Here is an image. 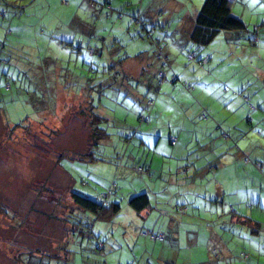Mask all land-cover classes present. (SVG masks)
I'll return each mask as SVG.
<instances>
[{"label": "rangeland", "instance_id": "obj_1", "mask_svg": "<svg viewBox=\"0 0 264 264\" xmlns=\"http://www.w3.org/2000/svg\"><path fill=\"white\" fill-rule=\"evenodd\" d=\"M152 1L155 9L148 18L137 14L140 0H107L108 4H103L105 0H70L68 4L62 0H8L7 6L2 4L0 45L4 47L0 48V59L9 63L0 64V98L18 125L3 126L0 119V264H264V226L260 232L255 223L234 224L229 212L233 206L237 214L264 224V112L253 113V127L245 126L246 120L239 122L244 126L237 130L243 141L226 140L230 149L225 141V154L218 155L216 147L210 148V141L201 152L190 148L189 158L172 159L177 162L176 174L181 167L201 168L194 182L197 187L191 186V181L182 187L175 179L163 178L161 166L173 148L167 138L174 129V118L170 127V111L151 116L148 124L140 123L138 116L143 112L148 115L143 98L151 96L146 87L156 83L157 71L171 74L174 69H186V74L190 73L194 62L186 58L185 30L204 0ZM232 2V13L245 23V31L240 33L251 50L231 60L227 55L217 68L213 61L214 74L220 76L227 65L232 68H226L229 71L222 76L232 74L237 67L231 65L239 61L264 71V0ZM14 4L21 9L16 7L19 16L16 13L11 18L14 12L5 9L14 8ZM134 7L137 9L132 10ZM8 23L17 26L7 30ZM254 26L262 30L255 44L249 42ZM144 27L172 30L166 48L169 61L163 50L162 60L167 65L165 70L156 66L153 75L149 72L156 65V53L152 40L144 37ZM200 68L192 74L211 71L210 64ZM167 82L157 87L161 91L153 98L154 111H160L162 98L169 97L165 96L167 86L170 93L180 90L175 87L179 81ZM259 83L255 81L254 89H249L260 88V97H254L264 108V87ZM223 84L228 95L222 96V103L216 96L203 100L212 111L200 107L208 113L202 118L204 122L217 121L218 106L228 121L236 118L233 110L240 109L242 103L232 95L247 97V105L257 107L245 89ZM136 90L141 94L138 100ZM164 101L178 118L181 114L174 108L176 100ZM92 113L105 135L95 149L91 146L95 138ZM184 123L186 130H191L190 123L206 126L197 119ZM142 138L144 146L139 145ZM88 152H95L96 158L91 160ZM199 156L201 160L195 162ZM153 158L155 179L133 170L134 164L148 167ZM189 176L181 174L180 179L185 181ZM112 183L116 187L107 202L121 207L112 221H96L82 210L73 213L71 191L100 201ZM235 183H240V190L248 187L247 191H233ZM144 187H156L159 192L156 198L160 205L151 197L153 207L173 204L187 208L177 217L170 208V218L159 219L156 227L165 235L164 242L152 241L149 235L145 241L141 230L149 233L154 226L150 221L139 223L137 214L128 207V200L144 192ZM167 196L174 202L163 204ZM187 239L194 242L187 245ZM65 246L67 252L62 249Z\"/></svg>", "mask_w": 264, "mask_h": 264}, {"label": "crops", "instance_id": "obj_2", "mask_svg": "<svg viewBox=\"0 0 264 264\" xmlns=\"http://www.w3.org/2000/svg\"><path fill=\"white\" fill-rule=\"evenodd\" d=\"M105 2H107V0H105ZM232 8H233V6H232ZM191 28H192V22H190L189 26L185 30V39L188 38ZM237 37L239 38V34H236L235 32H222L216 37V39L214 41H212L207 46V48L205 50L207 51V53L210 56V65H211L210 70L211 71L203 70V72H204L203 74H197V73L192 74V72H195L196 69L200 68V66L198 64H195V63L192 65L191 71L188 75L186 74V69H183V70L174 69L172 72H174L178 76L180 81L187 82V83H190L192 85L191 91H186L181 86L176 84L175 87H178V89H180L179 92L176 93L175 91H172V93H170L167 91V89H168V86H167V89L165 91L166 92L165 96H169V97L162 98V101H163V103H161L162 109L160 111L159 110L154 111V109L157 108L155 103H154V105H155L154 108L153 109L150 108L151 115H153L155 117H157L158 115H160V116L166 115V114H168V111H170V115L168 114V117H167L169 119L170 127H171L172 119L174 118V120H173L175 123L174 129L173 130L170 129L169 135L175 136L177 139V142L175 145H173L172 151L169 153L170 157H168L169 158L168 161L166 163H163V165L161 167H162L163 178L172 179V180L175 179L179 186L184 187L186 185L191 184V186L197 187V186H194V182L196 179H198V175L201 173V170H200L201 168L197 169L194 166L181 167L177 170V174H176L175 171L177 169V162H175L172 159H174L175 157H177L179 159L184 158V157L187 158V156L189 158L190 153H187V151L190 148H193L194 152H201V151H203L205 146H209L210 141L212 142L210 144V148L216 147L218 149V155L225 154L227 151H226V148H223V147H224L226 140L230 139V140H239L240 142L243 141L242 136L237 131L238 128L244 127L243 124H240V123L241 122L244 123V120H246L247 124H245V126L249 125V127L250 126L253 127L252 126L253 121H254L253 113H257L258 115H262V112H259L257 109L252 108V110H249V108H247V106L244 104L243 100L240 97H238L236 95H232L233 98H238L240 100V102L242 103V105H241L242 107L240 109L237 110V108H236L233 110V112L237 116L236 118L230 119L228 121V119H226L222 116V114L219 110V108H220L219 106L216 110V114L214 115V117L216 118L217 121L213 122L210 120H206V122H204L202 120V117H201L203 112H201L200 107H205L211 111V109L203 102V100H205L206 98H209L210 96H216V97H218L217 100H219L220 103H222L223 99H224L222 96L228 95V90H226V88H228V87H226L225 84H223L225 82L227 84H229L230 86H233L234 88L245 89V92L247 94L249 93L251 98H253L256 101L258 106L262 107V103H260L256 98L257 96L260 97V95L257 94V90L260 88L258 87L255 90H252L249 88L250 87L253 88V85H254V83H252L253 81L254 82L255 81L260 82L259 84H261L264 87V71L263 70H254L253 69L251 71V67L243 64L242 61H239V63H237L235 65H231L233 67H237V69L233 68V70H235V71L232 74H229L227 76H222L223 72L229 71L226 68H228V69L232 68V67H230V65H227V67L225 66L226 68L223 71L220 70V74H219L220 76L214 74L213 68L215 67V64L212 65L213 61L216 62V68H217L219 63L222 62L221 60L224 57H226L227 55L230 56L229 60H231V58H234L236 56V54L243 56L249 51L250 48L247 45H245L244 43H242L241 41H238ZM243 37H245V36L243 35ZM165 47H167V45ZM240 51H241V53H239ZM165 53L167 54L166 49H165ZM232 64H233V62H232ZM153 69L150 70L149 74L150 73H151V75L154 74ZM168 74H170V71L168 72ZM237 76L239 78L235 80V78ZM170 83L171 82H168L167 85H170ZM233 83H239L241 85L239 87H237V86L233 85ZM224 86H225V88H224ZM146 88H148L147 91H149V93L151 94L150 99H152L154 97H158L159 93L156 92V84L155 83H154V85L148 83ZM199 88H202V89L200 90ZM140 95L141 94L139 92L137 94V90H136V97L135 98L137 100L139 99ZM255 95H256V97H254ZM146 98L147 97H144L143 100H145ZM165 99L176 100V104H175L174 108H178L180 110V114H181L178 118H175V116H173L171 114L172 113L171 112L172 106L168 102H165L164 101ZM226 104L227 103L224 102L222 104V106L224 107V106H226ZM148 107H146L147 110L149 109ZM166 107H168V109H166ZM237 111H239V112H237ZM142 114H145V113L143 112ZM142 114H140V115H142ZM53 116L54 115L51 114L50 117L54 118ZM0 119H2L3 126L4 125H7V126L8 125H12V126L17 125V124H15L14 121H12L10 119L8 112L5 110H0ZM194 119L200 120V122L205 123L206 126H201V125L195 126V125H192V123H190L191 130L184 129L185 124H186V123H184V121L189 122V120L194 121ZM26 120H28V119H26ZM237 120H238V122H236ZM258 120L259 119H257V121ZM28 121H34V120L32 118H30ZM35 122H38V120H35ZM222 132L227 133V135H228L227 139H223L221 137ZM203 142H206V144H203ZM226 142L228 143V145H226V147H228V150H229L230 149L229 148L230 141H226ZM234 145H235V143H234ZM141 146H144L143 140H142ZM232 154L236 155V152L234 151V152H232ZM234 159L235 158H233V160ZM200 160H201L200 156L196 157V159H194L195 162H199ZM145 163H146V161H145ZM153 163H154V158L150 161V165L148 166L149 172L151 173L148 176H150V178L154 177V179H155L158 175H156L151 168V166L153 167ZM216 163H217L216 166H219L218 160H216ZM181 164H183V163H181ZM133 170H134V168H133ZM181 174L182 175L190 174V176L188 178H185L186 180L184 181V180L180 179ZM188 181H191V182L189 184H187ZM162 185H163V190H164V182H162ZM157 187L162 188L161 185H159V184L157 185ZM144 188H146L145 190H147L149 195H150V201L152 200L151 197L156 198V196L159 193V192L156 193V191H155L156 187H154V188L144 187ZM240 188H242L240 183H235L232 186L233 191L236 190L238 192V194H242L243 192L247 191L248 187H246V189H244V190L243 189L240 190ZM158 191H161V190L158 189ZM226 195H227V193L225 192L224 196H226ZM222 198H223V195H222ZM260 199H261V196L258 199L259 202H260ZM156 200H157V204L160 205L159 199L156 198ZM168 201L174 202V198L172 196L165 197L163 204H165ZM233 203H235V200ZM128 207H129V205H128ZM170 208H171L172 213H173V211H174L173 210V204H172V206L168 205V207H159V208L153 207L152 204H150V206L148 208L144 209L140 213H136L133 209H132V211H134L137 214V217L139 218V223L141 221L143 223H147L150 221L153 224V226H154L153 229L155 231H157V230L161 231V228L157 229L156 226L158 225L159 219H161L162 217L163 218H170V215H171ZM233 208L235 210V207H233ZM229 212L232 215V223H234V224L244 223L245 224V222H248L246 219L241 218V217H245V216L243 214H240L239 211H238L239 214H237V212L235 214H232L231 207H230ZM153 214H155L156 217ZM157 215H160V217H158ZM251 215H252V213H251ZM175 217H177V214L175 215ZM252 223H255L254 225H256L260 228V230H259L260 232L262 231V227L264 226V224L262 222H260L259 220L258 221L254 220V222H250V224H252ZM244 226L247 227V225H244ZM145 230L146 229H143V230H141V232L143 235H145V237H146L145 239H147L145 241H149L148 237L146 236L148 234V231L147 230L145 231ZM255 234H257V232ZM209 235L211 236V232ZM152 241L161 242V241L153 240V239H152ZM197 241L198 240L196 238V244H197ZM186 242H187L186 244L189 245V244L193 243L194 240H192V242H190L187 239ZM57 248H58V246H57ZM65 248H66V246H65ZM62 249L64 250V247ZM190 251H193V247H191ZM36 253L38 254L39 250H36ZM190 255H193V252H190Z\"/></svg>", "mask_w": 264, "mask_h": 264}, {"label": "trees", "instance_id": "obj_3", "mask_svg": "<svg viewBox=\"0 0 264 264\" xmlns=\"http://www.w3.org/2000/svg\"><path fill=\"white\" fill-rule=\"evenodd\" d=\"M7 1L8 0H0V9H3L4 6H7ZM70 0H62V2L64 4H68ZM141 1V6L139 7V11H137L138 15H143L146 16L145 18L150 17V15L152 14L151 10L155 9L154 5L152 4V0L151 1H146V6H144V2L143 0ZM136 1H134L135 4ZM13 3V2H10ZM108 4L107 2H103V4ZM4 6H3V5ZM92 6H94V4H91ZM232 6H233V2L232 0H204L202 6L200 7V9L198 10V12L192 17L191 22H192V28L190 30L189 36L187 39H185V43L183 44L185 46V48L188 50L187 51V55L186 58L188 60H190L191 62H194L196 64H198L199 66H208L210 64V56L207 53V51L205 50L207 48V46L216 39V37L222 33V32H235L236 34H239V38L237 37L238 41H241L242 43L246 44V36L244 35V33H240L241 31H245V23L241 20L242 18L234 15L232 13ZM13 5L9 8H6L5 10H8L9 12L12 11L14 12V14L12 13V16H15L16 13L19 16L20 13V6H15L14 4V8H12ZM16 7H19L20 9L15 10ZM12 9V10H11ZM24 11V8H22ZM132 10L135 9L131 8ZM137 9V8H136ZM135 9V10H136ZM129 10V9H128ZM125 11V10H124ZM1 14V11H0ZM3 15V14H1ZM16 15V16H17ZM137 15V16H138ZM6 17V15H5ZM5 19V18H4ZM138 20V18L136 19ZM3 23H1L0 25H2ZM7 26V30H10L12 28V30L15 29V26H10L9 23L6 25ZM143 29V28H142ZM144 31V37H148L149 40L151 39V45L152 47L155 49V53H156V59L157 61H155L154 63L156 64L153 68H155L156 66H160L161 69L165 70V66L167 65L166 61H163V50L165 52V49L167 47H165L166 45L168 46V36L170 34V32H172V30H147L143 29ZM262 30L261 28H259L258 26H254L253 30L251 32V36L249 38V42L255 44V43H259L260 41V36L258 33H260ZM243 35L245 37H243ZM65 44V43H63ZM248 46V45H247ZM4 47V44L0 45V48L2 49ZM164 47V48H163ZM249 47V46H248ZM251 50V48H250ZM256 52L259 54L260 53V49H257ZM166 54V53H165ZM166 57L169 61V57L166 54ZM259 61V58H257ZM252 61V59L250 60ZM9 61L5 60V59H0V64L2 65H8ZM152 68V69H153ZM170 68V67H169ZM253 70V68L251 69V71ZM255 70V69H254ZM166 72V73H165ZM157 71L156 72V91H157V87L162 86L163 82L168 81L171 83H176L179 81L180 85L183 89H185L186 91H191L192 89V85L190 83L187 82H183L180 81L178 76L175 73H171V74H167V71ZM169 72V71H168ZM254 72V71H253ZM252 73V72H251ZM169 76V77H167ZM7 80V78L5 79ZM108 80L111 79L108 77ZM159 80V81H158ZM167 82V83H168ZM5 83V82H3ZM254 83V81L252 82ZM6 88L10 89L11 88V84L6 81L5 83ZM93 88V87H91ZM161 91V90H159ZM159 91H157V93H159ZM244 104L247 106V108H249V110H252V108L257 109L259 112H264V108L261 109L260 106L257 107L255 106H251L250 104L247 105V101L249 100L247 97H244L243 99ZM3 99L0 98V110H6V108H4L6 106V102L3 103ZM24 102V101H23ZM23 102H21L23 104ZM260 102V101H259ZM258 102V103H259ZM154 100L153 98L150 99V97L146 98V104L149 106L148 110V115L142 114L138 116L139 122L140 123H150L151 121V116L155 117L153 115H151V109H153L154 107ZM4 108V109H3ZM93 119H92V125H91V130L94 131V141L92 142V149H95L99 146L100 144V139L104 138V133L103 130L100 128V124L97 122V117L95 118V115L92 113ZM202 118H207L208 117V113L205 111L202 113L201 115ZM156 118V117H155ZM102 119H99V121H101ZM98 124V126H96ZM18 125V124H17ZM96 126V127H95ZM140 129V128H139ZM146 132V130H145ZM221 137L223 139H227L228 135L226 132H222L221 133ZM171 139H174V143H171ZM143 140V144H144V139L142 138L140 140L139 145H141ZM168 142L170 145H175L177 142V139L175 136L169 135L167 138ZM90 146V147H91ZM95 152H88V154H86L87 156H90V159L93 160L94 158H96L94 156ZM100 160V157L97 159ZM135 161V159H134ZM134 170L138 173L141 174H146L149 175L151 174L149 172L148 167L146 166H141L140 164H134ZM116 187L115 183H112L110 185V187L108 188L107 192L103 195H101V200L98 201L96 199H91L88 196H84L81 194H78L77 192L71 191V198H72V210L73 213H76L77 211H86V212H90L94 218L99 221L102 222H110L114 219V217L120 212V205L118 203H109L107 202V198L108 196L113 194V190ZM144 191V190H143ZM127 204L129 205V207L131 209H133L136 213H140L141 211H143L144 209L148 208L150 206L151 201H150V195L148 193L147 190H145L142 193H137V195H134L133 197H131ZM173 213L177 216H182L184 214V212H186L187 208L183 207L181 205H176L173 207ZM231 212L232 214L236 213V210H234L233 207H231ZM246 219L249 223L250 222H254L252 219H250V217H241ZM65 223V219H62ZM74 232V229H72V233ZM147 235V237H149L150 239L153 240H158L161 242L165 241V235L163 234V232L161 231H153V232H149ZM159 236H162V239H159ZM64 252H67L66 248H64ZM31 254V253H30ZM244 257H246L245 254H240ZM61 256L57 254V258H60ZM68 259V258H67Z\"/></svg>", "mask_w": 264, "mask_h": 264}, {"label": "built area", "instance_id": "obj_4", "mask_svg": "<svg viewBox=\"0 0 264 264\" xmlns=\"http://www.w3.org/2000/svg\"><path fill=\"white\" fill-rule=\"evenodd\" d=\"M174 139H171V143H174ZM159 239H162V236H159Z\"/></svg>", "mask_w": 264, "mask_h": 264}]
</instances>
